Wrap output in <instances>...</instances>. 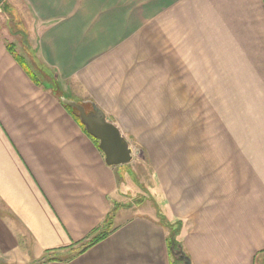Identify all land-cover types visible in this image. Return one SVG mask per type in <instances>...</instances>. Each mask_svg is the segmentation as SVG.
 Masks as SVG:
<instances>
[{
  "label": "crops",
  "instance_id": "0c3cea01",
  "mask_svg": "<svg viewBox=\"0 0 264 264\" xmlns=\"http://www.w3.org/2000/svg\"><path fill=\"white\" fill-rule=\"evenodd\" d=\"M174 68L185 86L210 87L214 73L256 102L261 139L201 144L199 158L221 163L218 176L205 179L203 161L165 180L156 171L157 209L129 211L124 167L105 164L52 87L95 103L139 146L157 134L151 120L173 113ZM113 211L108 235L71 259ZM157 214L184 222L178 239L191 264H254L264 251V0H2L0 264H38L47 253L57 259L47 264H171Z\"/></svg>",
  "mask_w": 264,
  "mask_h": 264
},
{
  "label": "rangeland",
  "instance_id": "374dc122",
  "mask_svg": "<svg viewBox=\"0 0 264 264\" xmlns=\"http://www.w3.org/2000/svg\"><path fill=\"white\" fill-rule=\"evenodd\" d=\"M4 12L5 14L1 12V16L7 18L9 27L14 30L13 20L15 17L7 14V9ZM157 58L159 63H162L159 64V67L161 66L158 70L159 73L166 63V56L159 55ZM29 59L31 61L30 57ZM171 75L173 79L171 91L174 100V108L171 112L173 113H170V110L167 113L161 111L164 113L162 115L164 120H151L155 122L153 129L157 134L152 135V139L144 137L143 145H133L134 147L131 145L134 154L133 161L124 166L122 170L120 169L119 172L122 177L119 191L124 198L122 199L127 210L132 211L131 205H140L145 199L144 206L133 211L136 213H150V208L154 207L153 203L159 202L158 198L157 200L155 198V191L160 186L158 182L154 181L156 171L159 172L161 179L165 180L169 174H186L189 172L188 164L191 168H198L203 161L205 167L201 166L200 168L205 170V179L212 180L210 175H219L214 171L221 163L217 159H213V154L207 152L204 153V159L203 157L199 158L203 156V152L200 150L201 144L222 143L227 149L226 144H249V142H259V138L261 139V130L254 119L258 111L257 103L250 98L247 101L236 87H229L230 82L226 78H223L221 84L218 85L214 79V73H210L212 81H207V83H210L211 86L197 88L192 86V81L185 80L186 86L183 84L185 73L181 70L174 68ZM158 78L164 80L165 73L164 75L159 73ZM158 90L165 91L160 87ZM246 111L251 112L248 121L245 116ZM214 129H217V135L214 134ZM161 131L162 133H160ZM221 133H225V135L221 136ZM125 138L130 139L129 136ZM220 154L223 157L231 155L227 151H222ZM241 154L244 153L238 152L239 156ZM222 175L221 179L223 180ZM150 198L153 199L150 200ZM126 213L130 212L126 211ZM181 248L183 250V247ZM171 249L176 252L178 247ZM176 264L182 263L177 261ZM254 264H264V257Z\"/></svg>",
  "mask_w": 264,
  "mask_h": 264
},
{
  "label": "water",
  "instance_id": "95a60500",
  "mask_svg": "<svg viewBox=\"0 0 264 264\" xmlns=\"http://www.w3.org/2000/svg\"><path fill=\"white\" fill-rule=\"evenodd\" d=\"M60 102L77 112L86 135L97 141L98 149L108 167H120L133 161L134 154L129 141L95 103L92 101L78 103L64 97L60 98ZM172 256L182 264H191L190 259L186 257L181 247H178L176 252L172 251Z\"/></svg>",
  "mask_w": 264,
  "mask_h": 264
},
{
  "label": "trees",
  "instance_id": "16d2710c",
  "mask_svg": "<svg viewBox=\"0 0 264 264\" xmlns=\"http://www.w3.org/2000/svg\"><path fill=\"white\" fill-rule=\"evenodd\" d=\"M1 4V3H0ZM53 91L55 96L59 99L61 97H59V88L57 86H53ZM67 112L77 121V123L80 125V127L82 128V130L85 132L83 126L81 125L79 118H78V114L75 110L67 107V106H63ZM89 108V107H87ZM89 137V136H88ZM93 143L95 144V146L98 145L97 141H95L94 139H92L91 137H89ZM127 166V165H124ZM122 166V167H124ZM120 175V174H119ZM120 178L122 180V177L120 175ZM150 200H152L150 198ZM142 202V201H141ZM143 202H145V199L143 200ZM153 203V201H151ZM155 209H157L156 204H154ZM116 210V208H115ZM114 211L111 212V214L107 217V219L105 220V224L103 225V227L101 229H98L97 231L93 232L91 237L89 236L85 241H83L82 243L78 244L77 246V252L73 255L72 258H75V256H79L83 253H85L88 249H90L91 247L95 246L97 243H99L101 240H103L107 235H108V223L111 222V217L113 216ZM158 220L160 222V224L167 230L168 232V238H167V249H168V253L169 256L171 257L172 264H176L177 261L174 259V257L172 256V251L171 248L175 247H182L181 242H180V238L178 239L179 235L182 233L183 228H184V222L177 220V219H172V220H168L167 218L163 217L162 215H158ZM182 250V248H181ZM184 252V249L182 250ZM185 254V252H184ZM186 255V254H185ZM186 257H188L186 255ZM261 257H264V251H261L259 253L256 254V256L254 257V263L257 262V260H259ZM57 259L52 255V253H47L46 257L44 259H42L38 264H47L49 262H53L56 261Z\"/></svg>",
  "mask_w": 264,
  "mask_h": 264
},
{
  "label": "flooded vegetation",
  "instance_id": "af4514ba",
  "mask_svg": "<svg viewBox=\"0 0 264 264\" xmlns=\"http://www.w3.org/2000/svg\"><path fill=\"white\" fill-rule=\"evenodd\" d=\"M87 108V107H86Z\"/></svg>",
  "mask_w": 264,
  "mask_h": 264
}]
</instances>
